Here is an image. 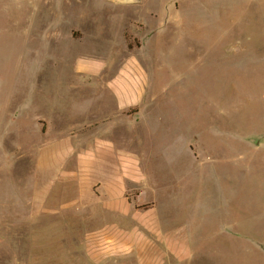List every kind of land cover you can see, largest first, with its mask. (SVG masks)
Instances as JSON below:
<instances>
[{"label":"rangeland","instance_id":"rangeland-1","mask_svg":"<svg viewBox=\"0 0 264 264\" xmlns=\"http://www.w3.org/2000/svg\"><path fill=\"white\" fill-rule=\"evenodd\" d=\"M123 72L142 100L109 118ZM96 136L106 156L89 168ZM59 166L69 175L45 171ZM7 172L0 264H101L117 199L125 231L180 226L186 262L170 264H264V0H0L4 185ZM119 255L147 251L106 262Z\"/></svg>","mask_w":264,"mask_h":264},{"label":"crops","instance_id":"crops-1","mask_svg":"<svg viewBox=\"0 0 264 264\" xmlns=\"http://www.w3.org/2000/svg\"><path fill=\"white\" fill-rule=\"evenodd\" d=\"M90 68L92 67L90 63L83 64L81 65L82 67ZM133 73V72H132ZM131 73L130 72H123L122 77H118L116 80H113L112 82H109L107 85V90L109 91V94L111 95L112 98V109L109 110L108 117L112 118L113 116L115 117L116 115L121 116L122 112L127 111L130 108H133L135 106H138L141 103L142 100V87L139 84V81H134L130 77ZM106 139L103 137H94L91 138L90 141H87L86 144H92L96 143L98 144L97 148H94L92 145L90 148H87L85 151L82 152L84 157V165H87V167H92L94 164V160L96 158L103 157L101 155L106 156V144H105ZM54 144L51 146V152L50 155L52 154L55 158L56 155L58 156L59 159H63L64 157H67L69 153L73 151L74 146L71 145L70 143V136L69 134H62L59 133L58 137L53 138ZM97 171L98 174L106 175L107 174V169L103 166H99L98 168H94L92 171ZM46 173L50 174L52 176H56L55 180L61 175L64 177L68 176L69 173L65 167L59 166V167H54L51 169L46 168ZM4 173L1 170V175ZM55 174V175H54ZM0 175V177H1ZM71 175V174H70ZM62 176V177H63ZM8 172L6 174L5 178V185L3 183V178L0 179V206H9V181H8ZM41 191V190H40ZM38 191V193L40 192ZM40 195V194H39ZM5 200V202H4ZM121 203V204H120ZM121 205L122 201L121 199H117V201H113L111 204L112 213H109L108 216L103 214V219L104 222H106L108 219L114 220V223H116L115 227L113 228V236H110L108 238H111L114 240V246L112 248L103 250L101 253V261H103L101 264H110L107 263V258L112 257L111 255H116L118 254L119 249L121 251H127L129 250L132 245H139L143 246L146 251H147V257H146V262L144 261V264H170L171 262H175L176 260L178 261H184L186 262L185 259H183V255L181 251L175 247H173L171 243V239L174 236H177L179 231L175 230L179 225L174 227L173 229H167V230H154V234H151L150 231L146 230H137V226L133 225L130 226L131 228L128 229L127 231L123 230L122 228V220H123V215L121 211ZM105 205H103V209ZM109 207V204H108ZM106 209V208H105ZM108 210V209H107ZM109 212V210H108ZM109 221V220H108ZM152 226L155 225L159 228V221L157 222L156 220H153ZM157 227H152V228H157ZM157 228V229H158ZM128 231H134V232H129ZM109 232V231H108ZM145 232V233H142ZM108 235V234H107ZM129 235V236H128ZM150 238L149 240H152L150 242H146L147 237ZM105 239L106 236L104 237ZM131 239V240H129ZM137 239H140V241L136 242ZM155 239H161L162 243L164 244L165 248L158 249L155 244L156 242L154 241ZM118 240V241H117ZM122 240H125V245L119 246V241L121 242ZM129 243H132L130 246ZM127 245V246H126ZM124 247V248H122ZM122 248V249H121ZM160 250V251H159ZM158 251V252H157ZM121 253V252H120ZM125 256H128V252H126ZM123 257V255H119V260L120 262L115 263V264H132L127 257ZM155 258L158 259L160 262H154ZM122 259L125 261V263H122ZM128 260V261H127Z\"/></svg>","mask_w":264,"mask_h":264}]
</instances>
